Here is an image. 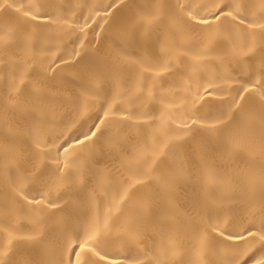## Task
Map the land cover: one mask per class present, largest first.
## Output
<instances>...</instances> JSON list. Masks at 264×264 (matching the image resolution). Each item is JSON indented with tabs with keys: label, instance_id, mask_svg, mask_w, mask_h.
<instances>
[{
	"label": "snow or ice",
	"instance_id": "1",
	"mask_svg": "<svg viewBox=\"0 0 264 264\" xmlns=\"http://www.w3.org/2000/svg\"><path fill=\"white\" fill-rule=\"evenodd\" d=\"M0 264H264V0H0Z\"/></svg>",
	"mask_w": 264,
	"mask_h": 264
},
{
	"label": "bare ground",
	"instance_id": "2",
	"mask_svg": "<svg viewBox=\"0 0 264 264\" xmlns=\"http://www.w3.org/2000/svg\"><path fill=\"white\" fill-rule=\"evenodd\" d=\"M65 2H68V0H65ZM72 3H88L89 5L91 4H97V3H107L109 0H71ZM85 14H87V9H85ZM74 39V37H73ZM89 39H91V33H89ZM71 46L69 42V47ZM230 71H233L234 74H237L239 72V69H236L235 66H232V68L229 69ZM74 115V110L71 107H62L58 109V115H57V120L58 121H71L73 119ZM75 131V129H73ZM259 158V157H258ZM101 211H107V204L104 203L101 205ZM19 226L21 227H27V221L24 220L23 218H20L18 221H16ZM145 245L150 243V239L148 237L145 238L144 241ZM116 248H121V244L117 242L115 244ZM24 255H34V253L29 250L28 252L24 253Z\"/></svg>",
	"mask_w": 264,
	"mask_h": 264
}]
</instances>
